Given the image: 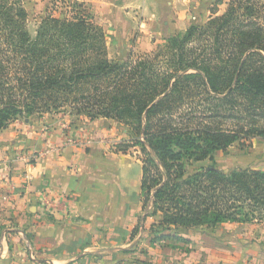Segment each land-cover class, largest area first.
Wrapping results in <instances>:
<instances>
[{"label": "trees", "instance_id": "16d2710c", "mask_svg": "<svg viewBox=\"0 0 264 264\" xmlns=\"http://www.w3.org/2000/svg\"><path fill=\"white\" fill-rule=\"evenodd\" d=\"M26 2L0 0V132L44 114L125 125L120 152L139 148L142 163L132 239L143 231L152 248L190 245L194 229L264 225V170L215 166L216 153L264 138V0H230L123 61L85 6L56 0L32 37Z\"/></svg>", "mask_w": 264, "mask_h": 264}, {"label": "crops", "instance_id": "0c3cea01", "mask_svg": "<svg viewBox=\"0 0 264 264\" xmlns=\"http://www.w3.org/2000/svg\"><path fill=\"white\" fill-rule=\"evenodd\" d=\"M65 118H19L0 132L1 264H264L257 225L190 230L178 249L152 248L143 231L132 239L141 161L132 179L103 139L115 136L108 120Z\"/></svg>", "mask_w": 264, "mask_h": 264}, {"label": "rangeland", "instance_id": "374dc122", "mask_svg": "<svg viewBox=\"0 0 264 264\" xmlns=\"http://www.w3.org/2000/svg\"><path fill=\"white\" fill-rule=\"evenodd\" d=\"M74 1L85 6L96 22L104 28L107 35L110 59L123 61L129 58L131 52L139 54L143 51L151 52L157 50L158 46L164 44L169 37L183 35L192 23L205 24L214 14L216 16L223 15L228 8L230 0ZM55 2L56 0H27L26 5L30 13L28 27L32 37L36 36V30L42 18L48 15L49 11L55 9ZM65 14L66 9H60L55 12V16L58 17H64ZM32 117L35 119L44 117L58 119L66 117L65 119H68L69 117L72 120L82 118L88 121L83 115L77 114H44ZM101 119L108 120L105 122L106 128H115V136L106 135L104 138L102 136V138L105 139V142L111 144L117 153H121V159L128 170V174L131 175L132 179H136L141 165L136 154L140 149L131 148L129 153L126 154L120 152L119 147L122 142L129 140V135L127 134V139H124V137L121 141L116 139L121 138L123 130L128 131V128L116 120ZM109 121L116 124L109 125L111 124ZM258 124L264 126V119ZM114 139L119 142L115 144L116 140ZM215 159V166L223 171H230L236 168L264 170V138L257 137L246 146L235 144L224 152L216 153ZM203 165L209 166L212 163L207 161ZM249 225H257L258 228L264 229L262 224L254 223ZM145 235L147 236V233ZM146 236L141 239L149 240Z\"/></svg>", "mask_w": 264, "mask_h": 264}]
</instances>
